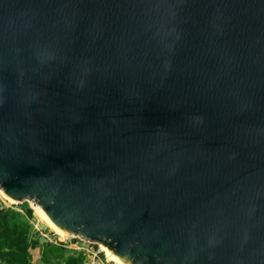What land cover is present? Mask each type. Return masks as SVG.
<instances>
[{
    "label": "water",
    "instance_id": "water-1",
    "mask_svg": "<svg viewBox=\"0 0 264 264\" xmlns=\"http://www.w3.org/2000/svg\"><path fill=\"white\" fill-rule=\"evenodd\" d=\"M0 191L125 264H264V0H0Z\"/></svg>",
    "mask_w": 264,
    "mask_h": 264
},
{
    "label": "trees",
    "instance_id": "trees-1",
    "mask_svg": "<svg viewBox=\"0 0 264 264\" xmlns=\"http://www.w3.org/2000/svg\"><path fill=\"white\" fill-rule=\"evenodd\" d=\"M20 209L5 207L0 200V264H37L33 251L39 247L43 249L44 264H84L83 253L61 244H43L44 239L32 225L33 210L28 203H23Z\"/></svg>",
    "mask_w": 264,
    "mask_h": 264
},
{
    "label": "built area",
    "instance_id": "built-area-1",
    "mask_svg": "<svg viewBox=\"0 0 264 264\" xmlns=\"http://www.w3.org/2000/svg\"><path fill=\"white\" fill-rule=\"evenodd\" d=\"M35 231L38 233L41 232L40 229L35 226L36 222H32ZM40 236L48 243L50 244H55V245H62L64 248L83 253L84 256L86 257V260L84 264H114L111 261H109L108 257L102 250L95 251V245L90 242H86L82 239L72 237L74 238L75 241H72L70 244L66 242L67 238L71 237H61L58 234H53L51 231L47 233H41ZM100 247V245H98ZM101 249V247H100Z\"/></svg>",
    "mask_w": 264,
    "mask_h": 264
},
{
    "label": "rangeland",
    "instance_id": "rangeland-1",
    "mask_svg": "<svg viewBox=\"0 0 264 264\" xmlns=\"http://www.w3.org/2000/svg\"><path fill=\"white\" fill-rule=\"evenodd\" d=\"M0 200L2 201V205L3 206H5V207H17L18 210H21L20 207H21V205H23V204H15L11 200H8V198L1 191H0ZM28 204H29V207L33 210L34 216H35V221H32V222H36L35 226H37L40 229V231H41V232H39V234L47 233L49 231H51L53 234L54 233L56 234L55 230H53L52 227L45 220H43L40 216H38L36 207L33 205V203L29 202ZM72 241H75L74 238H72V237L66 239V242L68 244H70ZM45 242L46 241L43 240V244H45ZM94 247H95V251L101 250L98 245H95ZM33 256H34V260H35V262L37 264H44V260L42 258L43 257V249H42V247H39V248L35 249L33 251Z\"/></svg>",
    "mask_w": 264,
    "mask_h": 264
},
{
    "label": "bare ground",
    "instance_id": "bare-ground-1",
    "mask_svg": "<svg viewBox=\"0 0 264 264\" xmlns=\"http://www.w3.org/2000/svg\"><path fill=\"white\" fill-rule=\"evenodd\" d=\"M34 206L36 207L38 216H40L43 220H45L52 227V229L55 230L56 234H59V236H61V237H67V234L66 233L60 231L54 225V223L50 220V218L46 215V213L42 210V208H40L39 206H37L35 204H34ZM100 247H101V250L108 257L109 261H111L114 264H125L118 257H116L115 255H113L106 247H103V246H100Z\"/></svg>",
    "mask_w": 264,
    "mask_h": 264
}]
</instances>
